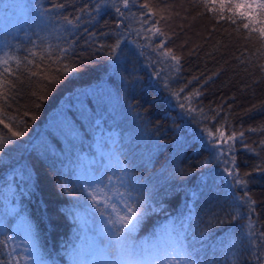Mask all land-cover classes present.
<instances>
[{
	"label": "trees",
	"instance_id": "1",
	"mask_svg": "<svg viewBox=\"0 0 264 264\" xmlns=\"http://www.w3.org/2000/svg\"><path fill=\"white\" fill-rule=\"evenodd\" d=\"M9 2H12V8L0 15V37L6 33L9 37L14 36L13 44L27 45L29 38L37 39L34 33L47 34L45 25L31 7L37 2L52 9L50 15L57 28L63 24L64 16L75 18L80 15L81 20L74 31H66L72 26H65L59 32L68 40L76 39L70 53L71 59L66 62L78 67L79 71L61 76L60 82L55 84L37 77L30 82L26 80L21 86L22 95L17 96L9 110L21 116L28 111L38 119L24 117L27 133L0 154L3 161L11 162L0 164V219L7 217L10 222L8 235L17 237L19 233L16 217L7 215L12 209L8 207L10 202L20 216L28 218L34 225L38 233L37 245L49 264L53 261L55 264H77V260L86 252L84 244L90 240L80 229L83 221L88 219V212L92 211L89 207L92 201L86 199V192L81 191L77 176L87 175V161L100 158L98 149L101 146L105 152L110 148L122 151L127 157L126 162L134 165V176L146 188L142 197L145 199L146 214L136 233L137 239L148 237L156 229L166 209L175 218L181 214L187 215L191 210L199 219L207 220L212 212H221L230 178L223 173L225 165L212 158L215 149L204 147L193 140V136L198 135L205 125L215 123L219 126L225 117L229 121L225 126L226 134H231L232 130L237 132V142L234 144L236 166L241 175L244 172L252 173L251 177L244 178L250 180L248 189L251 198L256 201L258 217L254 219L264 225V173L253 170L257 165H264V147L259 145V141L264 139V130H260L264 128V71L260 68L264 64V49L256 33L248 37L246 30L241 28L237 31L236 25L227 19V10L223 13L224 19H218L203 7V0H148L157 12V19L160 15L166 17L161 20L160 26L169 37L168 41L172 42L175 35L180 37V45L176 47H169L166 42V47L180 57L177 71L170 66V61L149 67L155 61L156 54L151 48L141 50L132 43L133 40L140 45L146 43L143 37L134 34L133 30L139 24L129 18L118 28L119 18L110 2L102 6L99 16L92 12L91 17L80 10L87 8L91 11L96 0ZM143 2L145 0H140V3ZM4 3L5 0H0V6ZM53 3H63L65 7L55 9ZM116 3L119 4L120 0H116ZM122 11L126 16L129 14L127 9ZM132 11L138 13L135 7ZM129 23L131 28L125 34L123 29ZM237 23L241 22L238 20ZM89 32H95L96 37H89ZM101 33L108 35L102 36ZM117 34L123 40L122 51L117 52L124 65L120 74L127 82L121 81L114 71L115 61L108 55L111 49H100L101 44H114ZM49 40L53 44L58 42L54 36H50ZM149 57L152 59L149 60ZM157 69H162V75L168 78L172 89L187 85L182 96L199 88L202 95L193 99L192 107L203 108L207 116H215L216 119L211 121L202 119L198 114H185L169 91L156 83L153 72ZM208 77L212 79L208 80ZM205 80L208 81L206 84ZM33 92L46 95V99L37 100ZM81 100L84 106L94 110V118L101 121L103 135L94 127L92 120L80 118L78 110ZM37 103L41 105L39 108L35 106ZM217 109L220 110L218 116ZM65 116L73 121L79 137L73 139L66 136ZM177 125L180 126L178 129ZM250 128L258 131L250 132ZM0 129H3V125H0ZM241 131L244 132L242 142L239 137ZM98 133L101 142L97 141ZM178 137H183L187 144L178 147ZM112 139L117 141L116 145L112 144ZM220 147L226 146L221 144ZM249 148L255 151H249ZM201 161L209 163L202 166ZM112 162L115 164L114 160ZM13 163L17 167L26 165L32 173L33 187L28 194L20 195L18 192L13 196L6 191L5 173L11 172ZM175 170L184 175L177 177L173 174ZM16 183L24 186L18 179ZM193 192L199 194L195 201ZM243 224H246L245 219L222 227L208 226L209 236L204 241L208 247L200 254L203 260L210 264L214 261L224 264V259L231 253L239 255L240 264H255L248 239H239V226ZM234 226L232 238L238 241L237 245L228 249L230 240L225 238V250L214 253L212 248L218 238L224 236L226 229ZM201 227L205 225L201 224ZM17 238L18 243L19 236ZM3 239L4 234L0 232V241ZM9 251L8 246L0 247V261L10 259ZM20 252L22 249L17 248L13 255ZM21 264H24L23 260Z\"/></svg>",
	"mask_w": 264,
	"mask_h": 264
},
{
	"label": "snow or ice",
	"instance_id": "2",
	"mask_svg": "<svg viewBox=\"0 0 264 264\" xmlns=\"http://www.w3.org/2000/svg\"><path fill=\"white\" fill-rule=\"evenodd\" d=\"M106 2L111 3L119 18L118 28L129 18L139 24V27L133 30L134 34L136 37H143L146 43L140 45L136 40H133L132 43L141 50L145 47L151 48L152 52L156 54L155 61L150 63L149 67H153L155 63L170 61L172 62L170 66L179 71L180 57L171 48L166 47L169 37L160 26L161 20H165L166 17L160 15V18L157 19V12L154 11L148 0L143 3H140V0H120L119 4L116 3V0H96L91 11L82 8L80 12L87 13L90 17L91 13L95 12L96 16H99L102 6ZM12 6V2L5 0V3L0 6V15L3 16L5 11L11 9ZM31 7L40 22L45 25L46 35L34 33L37 39L29 38L27 45L18 42L13 44L11 41L15 37H9L7 33L0 37V125H3V129H0V154H3L9 145L14 144L18 138L27 133V121L24 117L31 116L32 120L38 119L28 111H25L22 116L9 111L12 109L13 103L16 102L17 96L22 95L21 86L25 81L30 82L32 78L37 77L55 84L60 82L61 76L66 77L70 73L79 71L78 67L66 62L71 59L70 53L73 51L76 39L68 40L66 36L59 35V32L65 26H72L70 29H65L66 31H74L79 27L78 22L81 20V16L77 15L75 18L64 16L63 24L57 28L52 22L53 16L50 15L52 9L43 7L39 2ZM64 7L63 3H53L55 9ZM134 7L138 9V13L132 11ZM203 7L218 19H224L223 13L227 10L229 14L227 19L236 25V30L239 31L241 28L246 30L248 37L256 33L261 41V48L264 49V0H203ZM122 9H127L129 14L126 16ZM238 20L241 23L238 24ZM129 28H131V23L125 25L123 32L127 34ZM85 31L87 32V29ZM25 35L27 36L28 33L25 32ZM88 35L91 38L96 37L95 32H89ZM101 35L107 36L108 33H101ZM117 35L118 38L114 44H101L100 49L105 47L111 49L108 55L115 61L114 71L120 76L121 81L127 82L126 78L120 74V69L124 65L117 52L122 51L123 40L119 38L120 34ZM50 36H54L58 42L51 43ZM151 59L149 57V60ZM260 68L264 71V64H261ZM153 75L156 77V83L162 84V87L169 91L177 101V106L185 114H198L202 119L211 121L216 119L215 116H207L203 108L192 107L193 99L202 95L199 88L182 96L187 85L179 89H172L168 78L162 75V69L155 70ZM193 79L198 78L194 77ZM211 79L208 77V80ZM207 82V80L204 81L205 84ZM32 95L37 100L46 99V95H38L36 92H33ZM80 104L81 107L78 110L80 118L92 120L94 127L99 129L103 135V129L100 128L101 121L93 116L94 110L84 106L82 100ZM35 106L39 108L41 105L37 103ZM16 111L18 113L19 110ZM215 111L218 116L220 110ZM193 119L195 120V116ZM64 120L66 136L73 139L79 137L80 133L76 130L73 121L67 116L64 117ZM196 122L200 123L199 120ZM228 124L229 121L225 117L219 122V126L215 123L211 126L205 125L200 129L198 135L193 136V140L199 141L204 147L215 149L212 158L225 165L223 173L230 178L227 181L228 188L224 192V205H221V212H212L207 220H201L198 215H193L189 210L187 215L181 214V216L166 222L143 239H137L136 233L146 214L145 199H142L146 188L140 183L139 178L134 176V165L126 162L127 157L122 151L110 148L105 152L102 146L99 147L100 158L87 161V175L77 176V183L80 185L81 191L86 192V199L92 201L89 206L92 211L88 212V219L83 221V226L80 229L85 232L86 238L90 239L92 244L83 253L88 259L85 260L81 256L77 260V264H210V262L204 261L200 255L208 247L204 243L209 236L208 226L222 227L232 224L238 219L246 220V224L239 226V239L247 238L255 264H264V230H261L264 225H260L258 219H254V217H258L255 208L256 201L251 198L248 189L250 180L244 178L251 177L252 173L244 172L241 175L239 167L236 166L234 144L237 142V132L232 130L231 134H226L225 126ZM179 127V125L176 126L177 129ZM260 130H264V128ZM248 131L256 132L258 129L250 128ZM239 137L242 142L243 131L239 133ZM111 142L113 145L117 144L115 139H112ZM177 143L178 147H183L187 141L183 137H178ZM221 144L226 147H220ZM259 145L264 147V139L259 141ZM245 147L248 146L245 145ZM249 151H255V149L249 148ZM256 154L259 155V152ZM78 159H80L79 156ZM113 160L115 164H113ZM8 163L11 162H5L0 158V164L7 165ZM208 163L209 161H201L202 166H207ZM253 170L264 173V165H257ZM173 174L177 177L184 175L179 170H175ZM17 179L22 182L23 187L16 183ZM32 180V173L26 165L17 167L13 163L4 184L10 195L14 196L18 192L20 195H25L33 187ZM201 180L202 183L205 182L204 177ZM240 192H243V195H240ZM198 197V193H192L194 201ZM241 209L244 211L241 212ZM85 211L87 212V209ZM7 215L16 217V221H18L16 226L23 228L25 235L19 238L17 243L16 236L8 235L11 228L7 217L0 219V232L4 234V239L0 241V247L8 246L11 249L8 253L10 259L7 262L0 261V264H21V260L24 264H49L41 247L37 245L38 233L32 222L28 218L20 216L16 208L10 209ZM201 224H204L205 227L202 228ZM234 231L235 226L225 230L224 236L218 238L212 248L214 253L225 250V238L230 240L227 245L228 249L237 245L238 241L232 238ZM88 233L91 235L88 236ZM9 241L13 243L9 244ZM17 248H21L22 252L13 255ZM24 253H28V255H24ZM52 264L55 262L53 261ZM211 264H217V262L214 261ZM224 264H240L239 255L230 253L224 259Z\"/></svg>",
	"mask_w": 264,
	"mask_h": 264
},
{
	"label": "rangeland",
	"instance_id": "3",
	"mask_svg": "<svg viewBox=\"0 0 264 264\" xmlns=\"http://www.w3.org/2000/svg\"><path fill=\"white\" fill-rule=\"evenodd\" d=\"M165 25H166V23H165ZM173 38H174V40H172V42H170V40L169 41L167 40L168 46L172 47V45H174L176 47V46L180 45V37H179V35H175V36H173ZM17 223H18V221H17ZM17 223H16V225H17ZM163 224H165V223H163ZM17 229L19 230V233L17 234V237L18 236H19V238L23 237L25 235V232H24L23 228H17ZM91 244H92L91 241H87L84 250L87 251L88 248L91 246ZM87 259H88V257L86 256L85 260H87Z\"/></svg>",
	"mask_w": 264,
	"mask_h": 264
}]
</instances>
